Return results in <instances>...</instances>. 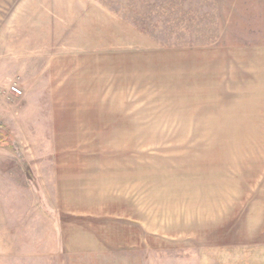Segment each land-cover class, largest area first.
I'll list each match as a JSON object with an SVG mask.
<instances>
[{
	"label": "rangeland",
	"instance_id": "1",
	"mask_svg": "<svg viewBox=\"0 0 264 264\" xmlns=\"http://www.w3.org/2000/svg\"><path fill=\"white\" fill-rule=\"evenodd\" d=\"M263 25L264 0H0V264H264Z\"/></svg>",
	"mask_w": 264,
	"mask_h": 264
},
{
	"label": "crops",
	"instance_id": "2",
	"mask_svg": "<svg viewBox=\"0 0 264 264\" xmlns=\"http://www.w3.org/2000/svg\"><path fill=\"white\" fill-rule=\"evenodd\" d=\"M264 28V25L263 27ZM261 48H259L255 53V61H256V68L258 69V67H260L261 69V80L263 81L264 83V41L263 43H261ZM261 103L262 105L260 106V109H261V112L264 111V84L262 85L261 87ZM259 109V110H260Z\"/></svg>",
	"mask_w": 264,
	"mask_h": 264
},
{
	"label": "built area",
	"instance_id": "3",
	"mask_svg": "<svg viewBox=\"0 0 264 264\" xmlns=\"http://www.w3.org/2000/svg\"><path fill=\"white\" fill-rule=\"evenodd\" d=\"M10 88L16 94H20L21 93V89L18 88L17 85H15V84H13Z\"/></svg>",
	"mask_w": 264,
	"mask_h": 264
}]
</instances>
